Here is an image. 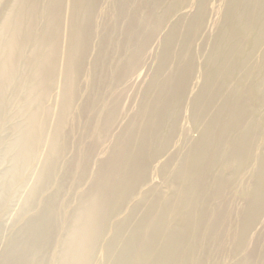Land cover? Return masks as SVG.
<instances>
[{
    "label": "bare ground",
    "instance_id": "obj_1",
    "mask_svg": "<svg viewBox=\"0 0 264 264\" xmlns=\"http://www.w3.org/2000/svg\"><path fill=\"white\" fill-rule=\"evenodd\" d=\"M211 12L0 0V264H264V0Z\"/></svg>",
    "mask_w": 264,
    "mask_h": 264
},
{
    "label": "rangeland",
    "instance_id": "obj_2",
    "mask_svg": "<svg viewBox=\"0 0 264 264\" xmlns=\"http://www.w3.org/2000/svg\"><path fill=\"white\" fill-rule=\"evenodd\" d=\"M222 3H223V0H211L212 12L209 15V20H208V23L206 26V29L208 32H212L214 30L213 24H214V21H216L220 16L221 9H222ZM205 48H207V44L205 45ZM151 62H153V61H151ZM138 82H139V84H141L142 79H139ZM0 149H1V147H0ZM0 161H1L0 162V186H1V184H2L1 180L3 181L2 172L5 168H7L9 162L5 159H2V157H0ZM31 178H32V176H30V179H28V185L32 184ZM28 185L24 190L22 189L21 193L16 195L14 198H11L12 200L10 199V201L7 205L9 207H7L5 209V211H2L0 214V224H1L2 231H4L3 232L4 236H2V238L0 240V254H1L2 249H3V245L5 242L4 238H5L6 234L13 229L14 218H15L14 216L16 215V213L20 207L19 201H21L20 199H22V197L26 194V189L29 187ZM82 187H84V186H82ZM97 257H98L99 261H101V262L104 261V256L101 252H99L97 254Z\"/></svg>",
    "mask_w": 264,
    "mask_h": 264
}]
</instances>
